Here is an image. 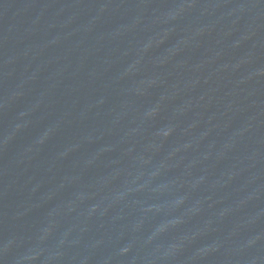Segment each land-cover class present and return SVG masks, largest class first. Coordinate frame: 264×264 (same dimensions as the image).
I'll use <instances>...</instances> for the list:
<instances>
[{
  "label": "water",
  "instance_id": "95a60500",
  "mask_svg": "<svg viewBox=\"0 0 264 264\" xmlns=\"http://www.w3.org/2000/svg\"><path fill=\"white\" fill-rule=\"evenodd\" d=\"M0 264H264V0H0Z\"/></svg>",
  "mask_w": 264,
  "mask_h": 264
}]
</instances>
